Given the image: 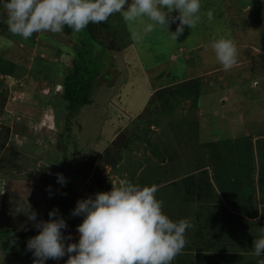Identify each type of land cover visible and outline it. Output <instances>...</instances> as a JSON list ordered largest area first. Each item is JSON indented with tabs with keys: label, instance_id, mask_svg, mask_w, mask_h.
I'll use <instances>...</instances> for the list:
<instances>
[{
	"label": "rangeland",
	"instance_id": "374dc122",
	"mask_svg": "<svg viewBox=\"0 0 264 264\" xmlns=\"http://www.w3.org/2000/svg\"><path fill=\"white\" fill-rule=\"evenodd\" d=\"M208 10L213 11L214 19L209 21L205 15L195 29L185 26L177 41L163 26L145 35L140 22L128 25L120 14L122 29L116 26L104 34V42L111 49L114 77L105 74L94 88L92 104L72 118L71 138L64 131L68 119L61 83L65 63L81 46V33H34L33 44L20 36L9 38L0 33V56L17 64L13 75H0V100L5 106L0 114V178L5 180L0 179L2 228L17 226L31 233L36 228L28 220L30 212L35 211L38 220L46 221L49 212L60 210L67 199L70 205L64 217L68 225L64 235H72L67 243L78 242L77 226L83 217L72 215L77 201L110 191L113 183L123 179L141 186L155 185L156 196L169 208L166 214L173 219L168 201L176 187L169 183L195 171L200 163H208L206 143L244 136L255 142L264 137V0H202L201 11ZM0 12V20H6L2 7ZM178 23H171L169 31L175 32ZM220 36L231 39L238 50L237 62L229 70L217 61L210 46L213 38ZM188 78L200 80L198 100L178 95L171 106L166 104L170 90L183 89L181 82ZM131 136L135 148L125 152L116 167L103 170L102 176L106 174L112 184L109 190H97V174H101L96 166L88 167L84 175L74 172L75 163L84 155L101 160L107 144L114 140L127 144ZM155 147L164 161L152 153ZM254 147L257 181L264 160ZM208 171L213 175L212 167ZM56 173L67 178L66 185L57 183ZM18 206L23 207L19 212ZM187 208L183 219H188L192 227L186 232V245L193 249L199 237L190 219L204 209L196 201L187 203ZM232 209L224 202L210 208L216 213L211 214L213 220L223 225L237 216L234 223L222 229L226 233L223 240L231 246L224 248L218 234L221 230L215 228L217 245L208 247L216 249L211 253L216 261H220L223 249L236 247V233L240 235L242 228H248L255 237L261 233L258 226L246 223H257V219L246 217L239 223L242 214ZM24 238L13 240L20 246L22 257L3 254L0 248V264H32L34 257L27 251ZM69 255L49 259L46 264H66ZM184 257L182 260L189 261L195 256L191 253Z\"/></svg>",
	"mask_w": 264,
	"mask_h": 264
},
{
	"label": "clouds",
	"instance_id": "9594fccd",
	"mask_svg": "<svg viewBox=\"0 0 264 264\" xmlns=\"http://www.w3.org/2000/svg\"><path fill=\"white\" fill-rule=\"evenodd\" d=\"M0 7L6 12L9 32L25 40L34 33H60L65 27L78 34L89 24L107 22L120 13L128 25L140 22L145 35L163 26L177 41L185 26L195 29L205 15L209 21L214 19L212 10L201 11L202 0H0ZM177 21L176 31L170 32L169 25ZM210 46L225 70L236 64L238 50L231 39L214 37ZM55 175L58 184L66 185L62 173ZM48 190L51 193V185ZM157 191L155 185L141 186L123 179L113 183L110 191L78 200L72 215L83 220L77 226L78 242L73 243H67L72 235H64L68 225L59 209L50 211L46 221L30 212L28 220L38 230L26 244L33 264L60 260L66 254H71L66 264H172L186 246V232L192 225L186 218H170ZM22 208L18 206L17 211ZM252 248L261 257L258 264H264V228Z\"/></svg>",
	"mask_w": 264,
	"mask_h": 264
},
{
	"label": "trees",
	"instance_id": "16d2710c",
	"mask_svg": "<svg viewBox=\"0 0 264 264\" xmlns=\"http://www.w3.org/2000/svg\"><path fill=\"white\" fill-rule=\"evenodd\" d=\"M5 21L4 17L0 20V33H4L3 35L11 38L14 35L10 32L6 34L9 30ZM120 21V13H116L109 17L107 22L89 24L81 32L82 38L79 40L81 46H77L78 49H75L73 57L64 65L61 98L64 101V110L66 111L68 119V123H66L64 129L67 137L72 133L70 124L72 118L78 115L85 106L92 104L94 88L96 85L101 84L100 79L102 80L105 74L109 75L110 73L114 77L112 72L113 64L110 60L111 49L104 42V34H106L107 30H114L116 26L118 30L122 29L121 26L119 27ZM63 31L70 36L73 33L67 27ZM32 38L33 36L26 42L33 44L34 40ZM97 44H100L101 47H97ZM16 66V62L0 56V75L6 77L13 75ZM105 70H108L107 72L109 73ZM181 83H183V89H171V93L166 97V104H170L171 106L172 99L178 95H183L182 98L192 96L198 100L201 93L200 80L198 78H188ZM2 96L3 92H0V99H2ZM4 108V103L0 100V114L3 113ZM135 142L133 136L129 137L127 144H122L114 140L112 143L107 144L105 149L106 153H104L105 155L101 160H98V158L94 160L91 155H84L75 163L73 168L74 172L79 175H84V171H87L88 167L94 168L96 166L95 169L101 174V176L97 174L99 177L98 181L95 178L98 183L97 190L107 191L112 184L106 174L102 176L104 174L103 170L107 166L116 167L117 163L123 159V154L135 148ZM255 145L264 160V137L257 139L255 142L252 137L246 136L210 141L204 145L209 152L208 163L207 160L200 163L194 169L195 171H191L178 181L173 179L169 183L170 185L174 184L176 187L174 194L170 196V201H168L170 215L174 216L173 220H180L186 216L187 210L190 208H187V203L191 201L198 202V206L204 209V211H196L194 217L190 219L195 223V233L199 237V244L193 249H190L191 247L187 249L186 245L176 255L172 264H175L176 260L181 261L180 264H258V260L261 257H256L253 254L252 248L255 235L249 233L248 228H242L243 232L240 235L236 233V237L238 238L236 247L234 249H223L220 261L214 260L211 255L212 251L216 249H212L214 247H208V245H217L215 242V232L217 230H221L218 234L220 240L224 243V248L229 246L230 243L223 240L226 233L222 232V229H224V226L228 228V225L234 223L237 217L234 216V218L225 220L224 225L220 224L218 219L217 221L215 219L213 220V215L211 214L216 213L212 212V210L210 212L211 205L217 207L223 202L231 204V208H234L232 210H236L242 214V217L237 219V222L242 223V221L244 222V218L252 217L254 220H258L257 223L252 220L248 223L246 220L247 225L255 224L260 229L264 228V163L260 165L258 170L259 177L256 181L254 176L256 169L253 160ZM63 149L65 151L66 148ZM109 151L110 153H108ZM152 153L158 156L161 161H164L157 147L152 148ZM85 167L86 169L84 170ZM209 167H212L213 175L209 174ZM0 179L3 180L2 182L5 181L2 178ZM181 182L183 183L182 187L179 184ZM157 198L159 199V197ZM69 205L70 203L67 199L62 201L59 215L63 218L67 215ZM163 210L166 213V210H169V208L167 209V207L163 206ZM231 232L229 230L227 234L231 236ZM37 234V229H34L30 233L19 230L17 226L6 228L0 226L1 252L6 255H16L21 258L20 246L15 244L13 240L17 236H25L23 241L27 242L29 238ZM191 253L194 254V258H191L189 261L182 260L185 258L184 256L190 255Z\"/></svg>",
	"mask_w": 264,
	"mask_h": 264
},
{
	"label": "built area",
	"instance_id": "2783aa9c",
	"mask_svg": "<svg viewBox=\"0 0 264 264\" xmlns=\"http://www.w3.org/2000/svg\"><path fill=\"white\" fill-rule=\"evenodd\" d=\"M34 260V259H33ZM33 260H32V264H33Z\"/></svg>",
	"mask_w": 264,
	"mask_h": 264
},
{
	"label": "crops",
	"instance_id": "0c3cea01",
	"mask_svg": "<svg viewBox=\"0 0 264 264\" xmlns=\"http://www.w3.org/2000/svg\"><path fill=\"white\" fill-rule=\"evenodd\" d=\"M263 182H264V179H263Z\"/></svg>",
	"mask_w": 264,
	"mask_h": 264
}]
</instances>
